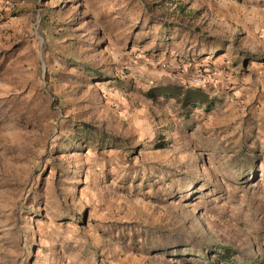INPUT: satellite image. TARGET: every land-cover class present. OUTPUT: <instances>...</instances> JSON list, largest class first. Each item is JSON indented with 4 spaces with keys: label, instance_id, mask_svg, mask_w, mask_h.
<instances>
[{
    "label": "rangeland",
    "instance_id": "obj_1",
    "mask_svg": "<svg viewBox=\"0 0 264 264\" xmlns=\"http://www.w3.org/2000/svg\"><path fill=\"white\" fill-rule=\"evenodd\" d=\"M225 249L264 264V0H0V264Z\"/></svg>",
    "mask_w": 264,
    "mask_h": 264
},
{
    "label": "trees",
    "instance_id": "obj_2",
    "mask_svg": "<svg viewBox=\"0 0 264 264\" xmlns=\"http://www.w3.org/2000/svg\"><path fill=\"white\" fill-rule=\"evenodd\" d=\"M159 96H164L167 99H175L183 108H202L206 106L207 108L214 107L215 101L209 98V95L198 88H187L183 86L167 85L159 88H153L147 93V97L155 101ZM88 131V130H87ZM224 254L218 255L216 262H210V264H219L230 262L231 255H228V260L226 253L229 249L224 250Z\"/></svg>",
    "mask_w": 264,
    "mask_h": 264
},
{
    "label": "built area",
    "instance_id": "obj_3",
    "mask_svg": "<svg viewBox=\"0 0 264 264\" xmlns=\"http://www.w3.org/2000/svg\"><path fill=\"white\" fill-rule=\"evenodd\" d=\"M217 72L215 68L211 67L210 65L203 66V69L199 70L198 76L193 80L194 85L198 87L205 86L211 78L215 77Z\"/></svg>",
    "mask_w": 264,
    "mask_h": 264
},
{
    "label": "crops",
    "instance_id": "obj_4",
    "mask_svg": "<svg viewBox=\"0 0 264 264\" xmlns=\"http://www.w3.org/2000/svg\"><path fill=\"white\" fill-rule=\"evenodd\" d=\"M211 59H212V58H209V57H202V58H200L199 63H201V64H203V65H205V64H212V65H215V66H216L215 61H213V60H211ZM191 76H192V75H191ZM191 76H190V75H187V74L184 75V77H185L186 79H190Z\"/></svg>",
    "mask_w": 264,
    "mask_h": 264
}]
</instances>
